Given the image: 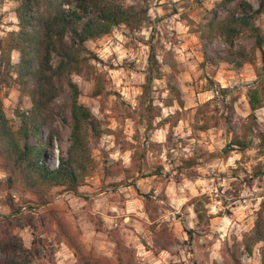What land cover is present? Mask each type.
Segmentation results:
<instances>
[{
  "label": "rangeland",
  "instance_id": "rangeland-1",
  "mask_svg": "<svg viewBox=\"0 0 264 264\" xmlns=\"http://www.w3.org/2000/svg\"><path fill=\"white\" fill-rule=\"evenodd\" d=\"M124 6L145 10V19L134 30L119 25L98 39L86 42V46L95 55L91 64L97 72L104 75L108 95L102 106L97 98L90 96L93 80L84 75L72 74V80L78 85L79 103L87 106L101 121L102 127L120 131L124 139L138 143L146 151L140 169L135 173V184L141 192L153 190L156 198L161 192L166 195L156 231H163L175 237V241L165 250L153 247L148 220L142 208L141 196L132 185L115 186L119 176H105L104 163L121 161L130 166L131 151H121L114 142V135L104 133L99 139H89L90 151L96 164V170L85 179L79 192H63L54 187L48 193L49 202L39 204L35 195L11 190L9 194L20 206V211L36 216L55 209L73 232L75 238L86 251L105 256L108 264H115L114 243L109 230L116 228L129 246L135 251L140 264H231L230 251L235 245L242 250L241 238L254 224L256 211L264 201V175L253 177L254 166L264 163V156L250 147L244 152L231 151L223 155V148L231 139L232 131H239L240 124L249 113L245 91L253 83L258 72H264V45L262 52L256 50L255 60L245 63L239 70L230 64L220 62L211 65L205 62L204 54L214 51L223 52L225 45L217 38L207 48L202 46L198 35L191 31L188 18L194 25L205 21L206 14L220 0H117ZM238 1V0H236ZM232 2L230 6L234 5ZM255 9L258 0H243ZM20 0L0 2V39L8 31L17 30L15 9ZM220 14L225 10L218 8ZM254 22L264 32V13L255 17ZM193 25V26H194ZM237 43L250 48L252 39L246 35L238 38ZM155 44L157 57L162 63L164 76L152 81V95L155 103L162 104L168 94L167 77L170 62H175L174 73L181 91L184 106L176 103L162 107V117L181 110V119L173 127L170 142H165L168 125L146 129L145 121L127 117V110L136 107L141 84L148 66L149 45ZM12 61L17 62L18 52H12ZM169 63V64H168ZM228 87L237 96L234 114L229 122H224L225 102L228 95L217 94L214 89ZM4 114L13 129L20 124L17 111L31 107L30 98L21 95L18 86L4 87L0 91ZM68 93L62 91L54 100L51 126L59 137L53 143V153L49 164L55 166L58 156L68 146L70 133V115L65 109ZM206 101L204 113L211 116L207 130L195 129L201 124L195 120L197 108ZM61 107H63L61 109ZM261 129L264 128V108L256 110ZM158 119H155L157 121ZM218 124L214 125V122ZM47 130L44 131V136ZM257 143V139L254 138ZM162 142L160 148H151L149 143ZM196 156V162L188 164L190 157ZM5 177L0 169V180ZM206 194V207L211 215L209 228L202 231L195 226V214L187 201L196 195ZM5 191H0V217L9 213V207L3 203ZM139 200H136L137 198ZM129 209V212H126ZM128 214L131 219H123ZM131 223H133L131 225ZM41 227H39L40 229ZM42 229V228H41ZM55 226L47 232V243L31 264H73L75 253L65 240L57 243L54 236ZM101 229V230H98ZM194 229L189 237L185 230ZM37 231V230H36ZM21 238L32 239L30 227L16 228ZM150 241V244H146ZM260 243L256 244L250 255L241 253L244 264H261ZM152 247L151 252L145 248Z\"/></svg>",
  "mask_w": 264,
  "mask_h": 264
},
{
  "label": "trees",
  "instance_id": "trees-1",
  "mask_svg": "<svg viewBox=\"0 0 264 264\" xmlns=\"http://www.w3.org/2000/svg\"><path fill=\"white\" fill-rule=\"evenodd\" d=\"M234 1L236 0L217 2L202 23L194 25L191 19L188 18V21L191 23L189 28L198 35L204 48L217 38L225 45L222 53L214 51L211 55L204 54L205 62L211 65L225 62L239 70L245 63L251 64L255 60L257 49L262 52L264 32L255 24L254 19L264 13V0H258L255 9L243 0L230 6ZM218 8L225 10L224 13L220 14ZM15 15L18 29L8 31L0 39V91L4 87L18 86L21 95L30 98L31 107L25 111H17L20 124L13 129L4 114L0 97V169L5 173V177L0 180V191L7 194L3 203L9 207V213L0 217V264H31L46 245V234L52 231V226L56 228L55 241L60 243L65 240L73 249V264H108L105 256L84 249L65 220L57 215V210L50 209L38 216L24 213L9 194L11 190L30 193L35 195L39 204H47L48 193L54 187H60L63 192L78 193L85 179L96 170L89 139L97 140L104 133L113 134L114 142L119 145L120 150H130L131 154L129 167L122 165L121 161L106 162L102 166L103 174L121 175V179L113 185H132L135 188L141 196L142 208L153 234V247L165 250L175 241V237L169 232L162 236L163 231H156L158 218L165 208L162 202L167 200L166 195L161 192V197L156 198L153 190L141 192L135 184V173L140 169L146 154L144 147L138 143V136H135L134 141H129L123 138L120 131L102 127L101 121L90 109L79 103L80 90L71 78L72 74H77L93 80L90 96L97 98L102 108L108 91L103 73L97 72L91 64L90 60L95 55L86 46V42L109 34L119 25H124L129 30L136 29L145 19V10L124 6L117 0H20ZM242 35L252 39L253 45L250 48L237 43ZM13 51L18 52L17 62L12 61ZM147 60L148 66L137 105L127 110L126 116L132 120H144L148 130L167 124L165 142H170L173 127L181 119V110L165 117H162L161 110L162 107L175 103L180 108L184 106L174 74L177 68L175 62L168 63L171 70L167 77L168 94L162 100L163 105H159L153 100L152 81L162 78L164 73L155 44L149 45ZM64 90L67 91L68 98L63 105L68 110L71 121L68 146L60 152L57 164L52 166L49 162L53 143L59 137L57 130L51 126L53 115L59 112L54 111L52 104ZM214 91L229 96L225 102L226 114L222 115L224 122L228 123L234 114L237 96L228 87H218ZM245 97L249 113L241 122L239 131H232L230 141L223 148L224 156L231 151L244 152L253 146L258 155L264 156V128H260L256 117V110L264 107V72L257 73L256 79L246 89ZM208 104L209 101H206L197 108L195 120L198 122L201 118L202 123H196L195 129L207 130L210 127L211 116L206 115L203 109ZM216 124L218 121L214 122ZM45 130L47 134L44 136ZM162 144L164 143L151 142L149 146L156 149ZM195 162L196 156H192L187 163L190 165ZM253 168V177L264 175L263 162ZM207 202L206 194L196 195L187 201L195 214V226L202 231L209 228L211 218ZM24 227L32 230L28 247L15 232L16 228ZM185 231L191 237L194 229ZM108 232L114 243L115 264H140L135 258L134 249L126 244L118 230L112 228ZM258 243L261 244L260 262L264 264V201L256 211L253 226L241 238L242 250L238 252L235 245L231 248V264H244L241 253L250 255Z\"/></svg>",
  "mask_w": 264,
  "mask_h": 264
},
{
  "label": "crops",
  "instance_id": "crops-1",
  "mask_svg": "<svg viewBox=\"0 0 264 264\" xmlns=\"http://www.w3.org/2000/svg\"><path fill=\"white\" fill-rule=\"evenodd\" d=\"M247 103V102H246ZM248 105V104H247ZM249 108V107H248ZM262 108H264V107H262ZM136 200H139L138 199V197L137 198H135ZM129 209H126V212H129L128 211ZM123 219H126V221H124L125 223L127 222V221H129L130 219H131V217L128 215V214H124L123 215ZM133 223H131V225H132ZM20 235H21V233H19ZM22 240H23V243H24V245L25 246H29L30 245V242H31V237H29L27 240H25V238H23L22 237ZM61 243V242H60ZM146 244H150V241H146ZM150 246H151V244H150ZM152 251V248H150V247H148L147 249L145 248V252H151Z\"/></svg>",
  "mask_w": 264,
  "mask_h": 264
}]
</instances>
